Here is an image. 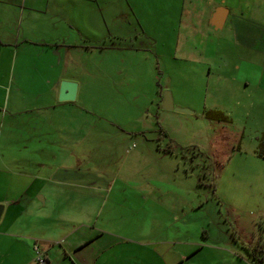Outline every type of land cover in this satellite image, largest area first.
Listing matches in <instances>:
<instances>
[{
	"label": "rangeland",
	"instance_id": "374dc122",
	"mask_svg": "<svg viewBox=\"0 0 264 264\" xmlns=\"http://www.w3.org/2000/svg\"><path fill=\"white\" fill-rule=\"evenodd\" d=\"M59 1L104 12L101 33L88 36V54L74 56V69L91 112L90 178L114 189L129 183L125 196L117 189L106 195L107 229L132 240L168 229L161 239L223 247H242L257 234L251 245L264 248V158L257 154L264 140V0H235L217 31L213 6L228 0H170L167 8L151 0L26 5ZM165 92L191 113L162 109ZM137 182L165 183L168 197L141 199ZM3 251L0 264H12Z\"/></svg>",
	"mask_w": 264,
	"mask_h": 264
},
{
	"label": "crops",
	"instance_id": "0c3cea01",
	"mask_svg": "<svg viewBox=\"0 0 264 264\" xmlns=\"http://www.w3.org/2000/svg\"><path fill=\"white\" fill-rule=\"evenodd\" d=\"M151 1L153 8L172 2ZM59 2L28 8L27 0H0V251L11 253L12 264H33L36 242L49 264H252L234 241L223 247L161 239L168 229L132 240L107 229L106 195L115 183L104 186L90 178L91 112L74 69V56L88 54L82 44L101 33L104 12ZM228 2L212 10H227L222 28L229 8L237 6ZM62 81L77 83L75 101H59ZM164 184L137 182L133 189L141 199L155 198ZM127 185L114 189L115 195L125 196ZM181 205L185 210L186 202Z\"/></svg>",
	"mask_w": 264,
	"mask_h": 264
},
{
	"label": "water",
	"instance_id": "95a60500",
	"mask_svg": "<svg viewBox=\"0 0 264 264\" xmlns=\"http://www.w3.org/2000/svg\"><path fill=\"white\" fill-rule=\"evenodd\" d=\"M227 15L225 8H219L216 13H213L211 26L217 30L222 28ZM77 96V83L71 81H62L60 84L59 101L60 102H72L75 101ZM162 109L164 110H175L178 112L191 113L190 110L184 108H175L171 94L165 92L162 99ZM3 206L0 205V216L2 213Z\"/></svg>",
	"mask_w": 264,
	"mask_h": 264
},
{
	"label": "trees",
	"instance_id": "16d2710c",
	"mask_svg": "<svg viewBox=\"0 0 264 264\" xmlns=\"http://www.w3.org/2000/svg\"><path fill=\"white\" fill-rule=\"evenodd\" d=\"M207 116L214 117L215 114L213 112H208ZM257 154L259 157L264 158V140L260 142L258 146ZM260 231L262 230L260 229ZM242 247H244L245 251L248 254V257L252 261H258L260 263L264 262V248L259 249L256 246H251L244 243H242Z\"/></svg>",
	"mask_w": 264,
	"mask_h": 264
},
{
	"label": "built area",
	"instance_id": "2783aa9c",
	"mask_svg": "<svg viewBox=\"0 0 264 264\" xmlns=\"http://www.w3.org/2000/svg\"><path fill=\"white\" fill-rule=\"evenodd\" d=\"M33 264H49L47 253L41 248L39 243L33 245Z\"/></svg>",
	"mask_w": 264,
	"mask_h": 264
}]
</instances>
